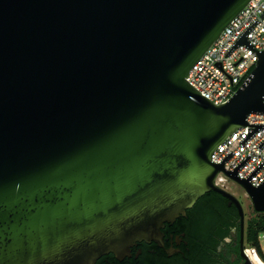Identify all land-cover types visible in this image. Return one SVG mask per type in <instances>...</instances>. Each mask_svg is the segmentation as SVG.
Here are the masks:
<instances>
[{
	"label": "water",
	"instance_id": "1",
	"mask_svg": "<svg viewBox=\"0 0 264 264\" xmlns=\"http://www.w3.org/2000/svg\"><path fill=\"white\" fill-rule=\"evenodd\" d=\"M249 0H0V264H94L162 228L214 190L220 170L264 211L218 143L264 123V49L236 88L212 102L188 80L195 61ZM264 11L260 14L262 16ZM264 139L258 143L260 148Z\"/></svg>",
	"mask_w": 264,
	"mask_h": 264
},
{
	"label": "built area",
	"instance_id": "2",
	"mask_svg": "<svg viewBox=\"0 0 264 264\" xmlns=\"http://www.w3.org/2000/svg\"><path fill=\"white\" fill-rule=\"evenodd\" d=\"M263 11L264 0H249L189 70L187 80L212 102L218 104L227 97L254 65L255 52L245 44H235L226 54L228 48L254 19L257 21L248 30L247 39L257 50L264 49V14L260 16ZM262 99L264 102V96ZM246 121L264 123V112H251ZM248 127L254 128L255 125H242L233 130L211 153V161L218 163L230 151L233 152L224 161V168L227 170L233 169L250 154L251 157L236 171L239 177L248 175L264 159V144L257 147L264 139V126L259 127L244 143H239L247 135ZM228 180L232 179L220 170L215 177V184L224 188V183ZM263 180L264 165L250 177L252 185H258Z\"/></svg>",
	"mask_w": 264,
	"mask_h": 264
},
{
	"label": "trees",
	"instance_id": "3",
	"mask_svg": "<svg viewBox=\"0 0 264 264\" xmlns=\"http://www.w3.org/2000/svg\"><path fill=\"white\" fill-rule=\"evenodd\" d=\"M188 215H191V222L187 226L186 232L190 238L193 254H197V259L204 262L208 259L212 250H215L220 238L227 235L231 228L236 225L237 236L239 243L238 221L239 215L235 208H230L227 201L219 192L211 190L204 193L198 198L196 203L187 209ZM258 219H251L248 222L246 239L255 248L256 253L264 261V254L259 245V234L264 231V212ZM227 217V220L223 218ZM183 215H180L176 222L177 229L179 225H183ZM165 226H170V223H165ZM163 229V228H162ZM236 253L238 254V244ZM239 256V254H238ZM240 257V256H239ZM227 264H238V259Z\"/></svg>",
	"mask_w": 264,
	"mask_h": 264
},
{
	"label": "flooded vegetation",
	"instance_id": "4",
	"mask_svg": "<svg viewBox=\"0 0 264 264\" xmlns=\"http://www.w3.org/2000/svg\"><path fill=\"white\" fill-rule=\"evenodd\" d=\"M236 184L239 185L238 183ZM239 186L241 187V185ZM224 198L230 208L236 209L233 203L229 204L228 199ZM183 216L181 223L183 225H179L178 229L176 227V224H180L176 222L178 217L170 223V226L163 227L162 244L153 239L150 241L141 240L133 244L128 253L120 254L118 257L114 253L109 252L101 255L94 264H226L227 252L221 248L226 243V240L231 238L233 232L236 231L237 234L236 225L231 228L227 235L220 238L215 250H212L210 255L206 257L208 260L201 262L197 259V254H193L190 238L185 229L191 222V215H188L186 210ZM223 219L227 220L228 218L224 217Z\"/></svg>",
	"mask_w": 264,
	"mask_h": 264
},
{
	"label": "rangeland",
	"instance_id": "5",
	"mask_svg": "<svg viewBox=\"0 0 264 264\" xmlns=\"http://www.w3.org/2000/svg\"><path fill=\"white\" fill-rule=\"evenodd\" d=\"M233 180H228L224 183V189L227 191L232 192L235 197L240 201L243 212H244V241H243V248L245 254L248 256L249 260L251 261V264H264V261L260 258V256L257 255L256 250L254 247L251 246V244L246 239V233H247V226L248 222L251 219H258L264 211H256L254 209V206L252 204V201L250 197L247 195V193L243 190L242 187L237 185L236 183H233ZM259 245L260 248L264 254V231H261L259 234ZM238 244V254L236 253V247ZM222 250H225L227 252V259L229 262H232L236 259H238V264H241L243 257L240 255V243H238V236L236 235V231L232 233L231 238L226 240V243L223 244ZM228 262L226 261V264Z\"/></svg>",
	"mask_w": 264,
	"mask_h": 264
}]
</instances>
